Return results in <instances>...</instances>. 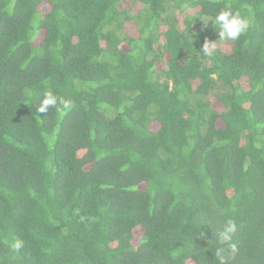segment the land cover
<instances>
[{"label":"trees","instance_id":"obj_1","mask_svg":"<svg viewBox=\"0 0 264 264\" xmlns=\"http://www.w3.org/2000/svg\"><path fill=\"white\" fill-rule=\"evenodd\" d=\"M221 256L264 264V0H0V264Z\"/></svg>","mask_w":264,"mask_h":264},{"label":"clouds","instance_id":"obj_2","mask_svg":"<svg viewBox=\"0 0 264 264\" xmlns=\"http://www.w3.org/2000/svg\"><path fill=\"white\" fill-rule=\"evenodd\" d=\"M207 27L209 22L213 28L218 31L219 40H238L241 35L246 33L251 26V21L247 17L243 16L239 11H233L232 9H221L216 13L214 18L210 21L202 20ZM216 46V42L205 41L202 46L204 54L212 55V49ZM68 109L71 107V101L58 97L52 92H45L41 98L40 104L37 106V112L47 113L50 108ZM237 230L236 224L232 220L226 221V223L217 231L216 237L221 244H228L233 250H235V244L230 242ZM23 241L17 238L14 242L10 243L9 248L13 252H18L23 247ZM220 255V252H217ZM221 258V264H223V256Z\"/></svg>","mask_w":264,"mask_h":264},{"label":"rangeland","instance_id":"obj_3","mask_svg":"<svg viewBox=\"0 0 264 264\" xmlns=\"http://www.w3.org/2000/svg\"><path fill=\"white\" fill-rule=\"evenodd\" d=\"M141 234H142V231L141 230L136 231V233H135V240H134L135 242H137V241L140 240Z\"/></svg>","mask_w":264,"mask_h":264}]
</instances>
